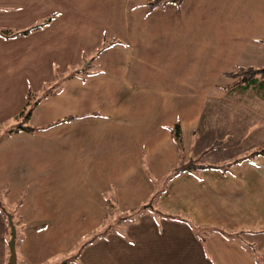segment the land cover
Instances as JSON below:
<instances>
[{
  "label": "crops",
  "instance_id": "crops-1",
  "mask_svg": "<svg viewBox=\"0 0 264 264\" xmlns=\"http://www.w3.org/2000/svg\"><path fill=\"white\" fill-rule=\"evenodd\" d=\"M147 1L0 0V28L51 16L25 35H0V128L22 110L28 89L41 96L59 76L29 118L38 130L0 141V202L16 222V264L53 262L105 222L107 207L133 211L160 189L159 246L138 251L132 239L129 250L115 249L117 264H264V154L219 157L233 147L211 148L227 124L209 114L220 98L251 91L264 99L260 77L244 88L224 75L264 65V0L153 9ZM252 133L237 147L264 142ZM179 159L212 167L163 182ZM9 237L0 211V264Z\"/></svg>",
  "mask_w": 264,
  "mask_h": 264
},
{
  "label": "rangeland",
  "instance_id": "rangeland-1",
  "mask_svg": "<svg viewBox=\"0 0 264 264\" xmlns=\"http://www.w3.org/2000/svg\"><path fill=\"white\" fill-rule=\"evenodd\" d=\"M230 79L228 81H231L233 86L241 85L239 80ZM261 80L264 81V77ZM228 99L230 100L225 101L220 98L214 103L216 109H209L211 118L217 121L218 126L222 123L224 124L221 126L227 124V127H219V130L217 128L218 133L211 135L213 144L219 142L216 145L212 144V149L223 148L226 144L227 147H233V152L225 149L219 154V157H225V161L231 158L232 154H234L233 156L247 155L253 151V148L250 147L259 149L264 145V142L254 145L255 140H249L246 142L250 149L246 146L237 147L241 140L246 139L244 137L249 131H253L252 135L254 136L257 132H261V135L264 134V99L256 98L251 91L243 96L239 95ZM206 114L208 115V113ZM243 122L250 125L246 127ZM7 127L2 126L0 130H5ZM162 215L152 203H147L143 207L124 213L108 208L106 220L99 228L92 231L83 240H79L71 250L53 256V262L49 264H117L120 257L115 255V249L127 248L129 250L130 246L125 243H129L132 239L131 242H135L134 248L138 251L141 250V245L142 248L146 246L149 248L153 245L159 246L160 239L157 232L160 233L166 228H164V222H155L154 224L153 220ZM11 222H13V226H16V222L13 220ZM167 231L178 232L180 228L170 227L167 228ZM126 253L127 258L124 263H129V251ZM170 254L172 252H169L168 256ZM196 263L198 264V261ZM19 264L27 263L20 260Z\"/></svg>",
  "mask_w": 264,
  "mask_h": 264
},
{
  "label": "trees",
  "instance_id": "trees-1",
  "mask_svg": "<svg viewBox=\"0 0 264 264\" xmlns=\"http://www.w3.org/2000/svg\"><path fill=\"white\" fill-rule=\"evenodd\" d=\"M167 3H173L175 5H179L181 3V0H148L146 2V5L149 9H153L155 7H158V6H164ZM50 19H51V16H49L46 19H44L43 21L36 23L35 25H32L31 27H29L27 29H23V30H12L9 28H0V35L4 38H10V37H14V36L25 35L32 30H36L37 28L44 26ZM224 75L227 77H230L234 80H239L241 87L246 88V87H249L250 85H252L254 82H256L258 77H260V78L264 77V65L261 67H258V68H255L252 66H246V67L240 66L234 70L225 72ZM55 78H57V80H55L54 83H48L44 86L43 91H42L43 93L41 94V96H37L36 93L31 91L30 89L27 90L26 101H25L24 107L15 116L13 122L10 123L8 125V127L3 131V133L0 134V141L4 137L9 136V135H11L15 132H18V131L34 132V131L38 130V128L29 125L28 121H29V118H30L31 113L33 111V108L35 107L37 102L41 99V97L49 95L50 93L53 92V89H56L57 84L59 83V80H58L59 76L56 75V73H55ZM70 118L71 117L66 118V119H62L60 121H65V120H68ZM171 133L173 135L175 142L177 143V148H178L180 156H181V150H182V146H181V142H180L181 141V131H180V126L178 123H176L171 128ZM216 143H219V142H216ZM216 143L213 145H216ZM262 154H264V145L261 146L259 149H255V150L251 151L250 153H248V155L244 156L243 158H248V157H252L254 155H262ZM181 158H182V156H181ZM239 160L240 159H234L229 164L235 163ZM209 167H212V166L209 164H197L193 161L183 162V159H179V162L175 166H173L170 169L169 173L165 176L163 182L168 181V179H170L171 177H173L177 173L182 172L184 170H196V169H203V168H209ZM161 191H162V189L156 191L153 194V196L151 197L150 203L153 204L155 198L158 196V194ZM108 208H111V207L110 206L107 207L106 214H107ZM0 211L3 214V216L6 217L7 222H8V216H10L11 220H13L11 213L3 205L2 202H0ZM12 225H14L13 222H12ZM8 228H9V235H10L9 223H8Z\"/></svg>",
  "mask_w": 264,
  "mask_h": 264
},
{
  "label": "water",
  "instance_id": "water-1",
  "mask_svg": "<svg viewBox=\"0 0 264 264\" xmlns=\"http://www.w3.org/2000/svg\"><path fill=\"white\" fill-rule=\"evenodd\" d=\"M8 223L10 227V237L8 240L9 258L7 264H16V252H15V244H14L15 228L12 225L11 218L9 216H8Z\"/></svg>",
  "mask_w": 264,
  "mask_h": 264
}]
</instances>
